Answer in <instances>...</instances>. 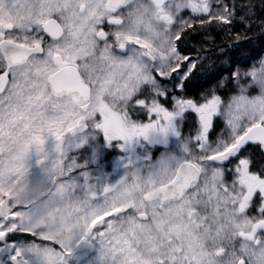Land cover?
I'll list each match as a JSON object with an SVG mask.
<instances>
[{
    "label": "snow or ice",
    "instance_id": "1",
    "mask_svg": "<svg viewBox=\"0 0 264 264\" xmlns=\"http://www.w3.org/2000/svg\"><path fill=\"white\" fill-rule=\"evenodd\" d=\"M81 247L264 264V0H0V264Z\"/></svg>",
    "mask_w": 264,
    "mask_h": 264
},
{
    "label": "flooded vegetation",
    "instance_id": "2",
    "mask_svg": "<svg viewBox=\"0 0 264 264\" xmlns=\"http://www.w3.org/2000/svg\"><path fill=\"white\" fill-rule=\"evenodd\" d=\"M80 156H84L85 159H79ZM79 162L84 164L87 160L91 164L90 171H95L99 168L103 173V177L110 182H114L120 175L119 169V153L110 147L104 148L103 152H97V148H91L87 153L81 152L78 157ZM71 259V264H96V255L92 249V253L87 251L76 250L74 256Z\"/></svg>",
    "mask_w": 264,
    "mask_h": 264
},
{
    "label": "trees",
    "instance_id": "3",
    "mask_svg": "<svg viewBox=\"0 0 264 264\" xmlns=\"http://www.w3.org/2000/svg\"><path fill=\"white\" fill-rule=\"evenodd\" d=\"M254 3L256 4L257 8H259L260 0H254ZM249 35H252V34L250 33ZM222 37H223V34H221L220 38H222ZM197 39H199V38H197ZM217 42H219V39H217ZM194 43H195V41L189 40V42H188L189 47H191ZM259 45H260V41L258 39H254L253 43L251 45H249V47L258 51L259 50ZM203 47L205 49H207L208 48V44H204Z\"/></svg>",
    "mask_w": 264,
    "mask_h": 264
},
{
    "label": "water",
    "instance_id": "4",
    "mask_svg": "<svg viewBox=\"0 0 264 264\" xmlns=\"http://www.w3.org/2000/svg\"><path fill=\"white\" fill-rule=\"evenodd\" d=\"M78 251H87V252L90 253L92 250H91L90 247H87V248H85V247H81V248L78 249Z\"/></svg>",
    "mask_w": 264,
    "mask_h": 264
},
{
    "label": "rangeland",
    "instance_id": "5",
    "mask_svg": "<svg viewBox=\"0 0 264 264\" xmlns=\"http://www.w3.org/2000/svg\"><path fill=\"white\" fill-rule=\"evenodd\" d=\"M32 171H33V175H38V173H39V169L36 168L35 165H33Z\"/></svg>",
    "mask_w": 264,
    "mask_h": 264
}]
</instances>
